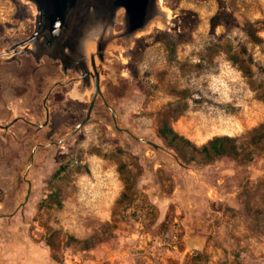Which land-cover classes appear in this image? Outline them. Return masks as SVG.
Instances as JSON below:
<instances>
[{
  "label": "rangeland",
  "instance_id": "obj_1",
  "mask_svg": "<svg viewBox=\"0 0 264 264\" xmlns=\"http://www.w3.org/2000/svg\"><path fill=\"white\" fill-rule=\"evenodd\" d=\"M49 9L0 0V28L14 37L0 56L33 55L50 25L62 37L45 44L62 70H37L34 84L15 74L43 66L0 58V264H264V44L245 30L250 21L264 39V0ZM94 63L101 94L69 136L87 114ZM165 124L197 146L231 136L241 160L204 164L182 146L186 164L160 137Z\"/></svg>",
  "mask_w": 264,
  "mask_h": 264
},
{
  "label": "trees",
  "instance_id": "obj_2",
  "mask_svg": "<svg viewBox=\"0 0 264 264\" xmlns=\"http://www.w3.org/2000/svg\"><path fill=\"white\" fill-rule=\"evenodd\" d=\"M245 30L248 37L253 42L259 45L264 44V39L258 35L254 23L248 21L245 25ZM167 42L173 44V41H170V39H168ZM158 132L165 145L175 150L181 160L186 164H189L192 159L186 157L185 153L181 149L182 146H189L193 151L197 152L200 162L204 164L212 163L221 158L241 160V151L239 145L236 139L231 136H215L211 138L207 143L201 146H197L189 139L185 138L183 135H180L179 133L174 131L168 124L160 127ZM194 160L195 159L193 158V161ZM62 169H64V167ZM62 169L58 170L55 175L61 172ZM83 244L84 248H90L92 246L90 239L85 240Z\"/></svg>",
  "mask_w": 264,
  "mask_h": 264
},
{
  "label": "flooded vegetation",
  "instance_id": "obj_3",
  "mask_svg": "<svg viewBox=\"0 0 264 264\" xmlns=\"http://www.w3.org/2000/svg\"><path fill=\"white\" fill-rule=\"evenodd\" d=\"M29 21H30V23L28 24V27L26 29V31L28 30L26 37H28L29 35H31L35 31V26H36L35 25V20L33 19V15L32 14H31V19H29ZM52 27L53 26L50 25L49 28H48L49 30L48 29L46 30L49 35L46 36L44 39L41 40L39 38V36L36 38V39H38V38L40 39V41H39V43H40V49H39V51L35 52L33 55L26 54V51H18V50H16L14 52H10L8 54H4V55H1L0 56V58H2L3 56H8V55L13 56L14 57V60H16V62L19 65H26V63H27V65H32V66L33 65L34 66H37L38 64L41 65V66H43V67H40L38 69L37 68H34L33 69V72H27L26 74H21V73L18 74V73H16L15 74V77H17V76H23V77H18L17 78V79H19V81H24V82L29 81V83L34 84V83H32V82L35 81V79L33 77L37 73V70L38 71H41L42 73H46V75H47L46 76V79L50 78L53 73L62 70V68H61L62 67L61 62L60 61H57L58 59H56L53 56L52 53L49 55V57H46L45 56L46 54H48L45 51V49H46V45L45 44H50L49 48L50 49H54L55 44L60 43L61 38H62L59 35V33L58 34L53 33L54 30H53ZM0 34H1L0 35V42L6 43L7 40H8V42H14V40H12L14 37L13 38H9V39L6 37V29L5 28H2V29L0 28ZM1 40H3V41H1ZM35 40H33V41H35ZM33 41H31V42H29L27 44L33 43ZM56 48H58V47L56 46ZM22 56H26V57L25 58H22ZM38 57L40 59H38ZM75 60H77V58H74L73 61H75ZM74 65L81 66L80 64H75V63H74ZM75 70H76V68H75ZM71 73L73 74L72 76H74L76 74L73 71ZM59 74L60 73L58 72V75ZM74 82H76V81H73L72 79L69 78L68 83H66V84L65 83L64 84L63 83H59V84L56 85V87H58V86L68 87L69 85H71ZM30 85H29V89H33ZM24 86H27V84L24 85ZM32 86H34V85H32ZM73 88H74V86L72 87V89ZM47 90H49V88ZM1 91L3 92L2 96H5L6 95V91L5 90H2V89H1ZM46 101H48V99H46Z\"/></svg>",
  "mask_w": 264,
  "mask_h": 264
},
{
  "label": "water",
  "instance_id": "obj_4",
  "mask_svg": "<svg viewBox=\"0 0 264 264\" xmlns=\"http://www.w3.org/2000/svg\"><path fill=\"white\" fill-rule=\"evenodd\" d=\"M35 1L39 2V3H44V6L46 5L48 8H50L49 11L51 12V14L54 15V13L59 12L57 7H58V5L60 4V2L62 0H39V1L35 0ZM64 1L68 2L69 0H64ZM53 33L56 34L55 31ZM38 35H39V31L35 32L30 38H28L25 41L21 42L18 46L25 45V44L35 40L38 37ZM93 68H94V93H93L92 99L90 101V104H89V107H88V110H87V114L76 125L75 129L72 131V133L69 136H71V135L75 134L76 132H78L85 125V123L90 119L92 110H93L94 105H95L96 97L99 94H101L99 72H98V70L96 68L95 63L93 64ZM105 104L109 107V109L111 110L112 113L115 112L114 109L108 103H105ZM33 152H34V150H33ZM30 189L31 188L29 186V189H28L27 194H26L25 201H27V199H28V196H29V193H30Z\"/></svg>",
  "mask_w": 264,
  "mask_h": 264
}]
</instances>
